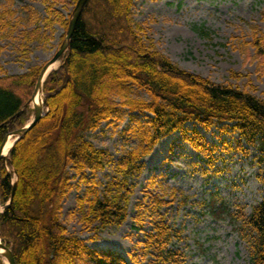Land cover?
I'll use <instances>...</instances> for the list:
<instances>
[{
  "label": "trees",
  "instance_id": "1",
  "mask_svg": "<svg viewBox=\"0 0 264 264\" xmlns=\"http://www.w3.org/2000/svg\"><path fill=\"white\" fill-rule=\"evenodd\" d=\"M43 1L44 16L28 7V22L35 25L29 38L49 42L59 25L63 41L72 11L66 14L59 5H75L77 0ZM133 6L134 0H88L66 61L44 82L49 111L15 144L9 158L0 161V236L12 248L17 264H131L122 253L94 247L88 240L99 239L105 228L120 227L127 220L145 157L175 132L211 166L217 144L207 139L200 126L238 133L236 147L244 152L249 149L243 143L255 147L258 161L264 163V98L231 83L217 84L174 63L151 39H145L143 26L133 19ZM249 44L255 48L254 55ZM243 49L250 51L249 58L264 64V45L257 35L243 43ZM42 67L10 74L0 65V146L9 131L29 120L30 107L18 113L34 94ZM126 117L130 118L126 130L137 144L115 159L88 133L104 121ZM109 164L113 174L106 182L96 180L95 174ZM220 171L217 167L214 173ZM77 177L78 185L73 183ZM155 178L153 174L151 180ZM82 183L85 190L65 218L80 214L81 223L92 232L88 239L70 232L62 220L64 198ZM176 192L173 189L171 196ZM167 193L163 189L147 201L151 191L146 190L135 205V228L143 229L147 216L152 228L130 251L134 262H139L140 249L150 257L148 264L186 263L185 251L177 246L185 239L183 228L162 211L172 203ZM226 211L248 243L250 264H264V196L249 213Z\"/></svg>",
  "mask_w": 264,
  "mask_h": 264
},
{
  "label": "rangeland",
  "instance_id": "2",
  "mask_svg": "<svg viewBox=\"0 0 264 264\" xmlns=\"http://www.w3.org/2000/svg\"><path fill=\"white\" fill-rule=\"evenodd\" d=\"M74 6L59 5L66 14ZM28 7L46 14L43 0H2L0 6V65L10 74L42 65L62 42L64 30L59 25L49 42L29 38L35 25L28 22ZM263 12L264 0H134L133 19L143 26L145 39H151L180 67L217 84L231 83L249 89L264 98V64L247 56L250 51L251 55L256 52L252 44L249 54L243 49V43L252 42L256 35L264 45ZM129 123V117L113 123L104 121L98 129L89 131L88 138L118 159L137 144V138L126 130ZM200 128L210 142L217 144L214 166L178 132L163 138L145 157L143 172L135 180L127 220L120 227L105 228L99 239L88 240L90 245L118 251L131 264H148L150 257H144L140 249L136 252L139 262L129 256L138 241L144 239L145 231L152 228L150 216L143 229L135 228V205L146 196V190L151 191L148 201L167 189L166 199L172 203L162 211L171 223L183 228L185 239L177 246L186 253L185 264H250L248 243L226 209L249 213L263 198L264 163L258 161L255 147L243 143L248 152L236 147L238 133H220L215 126L210 130ZM217 167L221 171L214 173ZM112 174L109 164L95 178L106 182ZM153 174L156 178L151 180ZM73 183L78 185V177ZM173 189H178L175 197L171 196ZM84 190L82 183L80 189L74 187L66 195L62 220L70 232L88 239L92 232L83 226L80 214L71 220L65 218L69 210L76 208L77 198ZM215 209H221L220 213L215 214Z\"/></svg>",
  "mask_w": 264,
  "mask_h": 264
},
{
  "label": "water",
  "instance_id": "3",
  "mask_svg": "<svg viewBox=\"0 0 264 264\" xmlns=\"http://www.w3.org/2000/svg\"><path fill=\"white\" fill-rule=\"evenodd\" d=\"M88 0H78L72 15L70 19V25L68 28V31L66 33V36L64 38L63 43L59 47V49L56 51V53L47 60L42 67V70L39 74V77L36 82L35 91L31 99L25 104V107L18 113L21 114L24 112V110L30 105H33L34 108V115L31 118V120L25 124L23 127L16 128L10 132L7 133L5 136L1 146H0V161L3 157H7L10 153V151L13 149L15 144L20 141L37 123L38 121L46 115V113L49 111V105L47 101V97L44 94V82L48 75L52 72V70L56 69L57 67H52V64L57 62L62 56H64L70 49V42L72 35L74 33L75 27L77 25V22L83 12L84 6ZM11 137H14V141L11 146L8 147L7 152L5 151L7 149L8 141ZM0 182H1V175H0ZM16 188V183H15ZM15 188L13 190L10 202L13 200ZM1 212V209H0ZM0 257L4 260L6 264H17L15 254L10 246L7 245L6 242H4L0 238Z\"/></svg>",
  "mask_w": 264,
  "mask_h": 264
},
{
  "label": "bare ground",
  "instance_id": "4",
  "mask_svg": "<svg viewBox=\"0 0 264 264\" xmlns=\"http://www.w3.org/2000/svg\"><path fill=\"white\" fill-rule=\"evenodd\" d=\"M57 65H58V62H55L54 64H52L51 68H52V67H57ZM13 141H14V137H11V138L9 139V141H8L7 149L5 150L6 152H7V150H8V147L12 145Z\"/></svg>",
  "mask_w": 264,
  "mask_h": 264
}]
</instances>
